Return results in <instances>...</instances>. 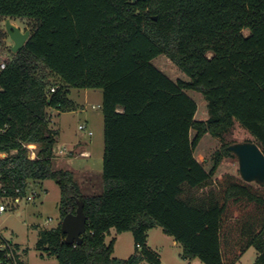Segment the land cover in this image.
Instances as JSON below:
<instances>
[{
  "label": "trees",
  "instance_id": "1",
  "mask_svg": "<svg viewBox=\"0 0 264 264\" xmlns=\"http://www.w3.org/2000/svg\"><path fill=\"white\" fill-rule=\"evenodd\" d=\"M0 18L30 24L0 70V153L15 151L0 160L1 181L9 197L46 180L60 192V223L39 230L37 251L58 264H160L147 248L148 231L159 227L183 260L236 264L253 248L254 264H264V185L214 179L219 163L234 158L228 145L209 171L194 157L203 136L222 138L235 122L264 154V0H0ZM158 56L188 80L158 70ZM71 88L102 92L97 195L82 194L75 175L54 166L58 133L48 110L75 111ZM187 91L205 98L206 120H195ZM26 145L36 146L34 160ZM77 202L86 231L69 245L60 225ZM111 229L132 234L129 258L112 256ZM0 261L10 260L0 252Z\"/></svg>",
  "mask_w": 264,
  "mask_h": 264
},
{
  "label": "rangeland",
  "instance_id": "2",
  "mask_svg": "<svg viewBox=\"0 0 264 264\" xmlns=\"http://www.w3.org/2000/svg\"><path fill=\"white\" fill-rule=\"evenodd\" d=\"M4 21L0 18V31L2 33L0 36V63H7L13 56L10 51L12 43L5 33ZM11 23L21 31L30 28V24L26 20L16 19L11 20ZM152 64L172 80H188L164 56H158L152 61ZM186 94L197 105L195 120H206L208 109L205 98L195 91H187ZM67 97L75 104L76 109L65 115H57L56 112H53L55 122L51 126L57 131L60 127L61 130L58 143L55 144L54 148L56 150L61 145V148H65L66 152L68 149L72 151L74 147L78 148L77 153L82 149L90 151L91 159L88 161L77 156L74 161L75 165L68 163L62 165V168L71 171L75 175L82 194L97 195L102 192L101 172L104 150L103 115L101 111L102 92L100 90L86 91L71 88ZM80 124L86 126V131L78 130ZM87 131H91L92 136H87ZM191 136H193V132ZM242 142L255 143L250 134L238 122H235L229 132L222 138H215L208 134L203 136L195 149L194 157L206 171H209L213 166V155L216 151H220L224 145ZM34 147L36 148L35 145ZM62 157L65 158V156ZM86 162L92 164L93 171L88 172L87 175L77 174L76 170L79 169L76 166L81 168L84 166L82 164ZM54 166L57 168L59 165L55 164ZM223 174L239 176L238 163L235 157H226L219 163L215 170L214 179ZM35 184L32 183L27 192L28 194L34 193V200L21 202L14 207H9L5 213L0 214L2 236L11 241L17 250L15 263L9 262L8 264H17V262L22 264H58L55 257H49L37 251L36 243L39 230L52 229L60 223L58 212L59 187L52 180L40 181L37 185ZM112 235V237L108 235L105 240L108 243L111 239H115L112 256L117 259L129 258L135 249L132 234L130 232L117 234L114 231ZM147 235V248L158 255L160 264H202L198 260L193 262L183 260L181 258V246L175 243L159 227L149 230ZM255 259L256 251L250 248L236 264H254ZM139 264L150 263L142 261Z\"/></svg>",
  "mask_w": 264,
  "mask_h": 264
},
{
  "label": "water",
  "instance_id": "3",
  "mask_svg": "<svg viewBox=\"0 0 264 264\" xmlns=\"http://www.w3.org/2000/svg\"><path fill=\"white\" fill-rule=\"evenodd\" d=\"M135 1L137 0H131V2ZM4 30L12 43L10 51L16 55L27 42L30 32L28 30L21 31L11 23L10 19L4 21ZM226 149L236 158L239 177L244 182L264 185V154L256 143H234L228 145ZM60 230L65 235L67 244L80 245L82 243V235L86 231V216L82 202H77L74 214H68L62 219Z\"/></svg>",
  "mask_w": 264,
  "mask_h": 264
},
{
  "label": "built area",
  "instance_id": "4",
  "mask_svg": "<svg viewBox=\"0 0 264 264\" xmlns=\"http://www.w3.org/2000/svg\"><path fill=\"white\" fill-rule=\"evenodd\" d=\"M6 63L2 62L0 63V70L5 68ZM51 92H53L54 90L51 89ZM78 130L79 131H86V126L84 124H80L78 125ZM1 132V131H0ZM87 136H92V132L91 131H87ZM26 149H28V158L30 160H34L36 157V148L34 147V145H26L24 146ZM15 153V151H11L9 154L6 153H0V160L6 158L8 155H13ZM1 166H0V214L5 213L9 207H14L18 204H20L21 202H28V201H32L35 198L34 193L28 194L26 193V195L24 196H15V197H9L6 194V190L3 186V183L1 181L2 179V175H1ZM15 193H19V190L16 189ZM0 252L4 253V257H6L8 260H10L9 262H13L15 263L16 260V248L15 246L12 244L11 241L6 240L3 236H2V232L0 230ZM7 263H3L1 262V264H8Z\"/></svg>",
  "mask_w": 264,
  "mask_h": 264
},
{
  "label": "crops",
  "instance_id": "5",
  "mask_svg": "<svg viewBox=\"0 0 264 264\" xmlns=\"http://www.w3.org/2000/svg\"><path fill=\"white\" fill-rule=\"evenodd\" d=\"M86 91H89V90H86ZM52 112V113H51ZM53 112H56L57 115L61 114V115H65V114H70L71 112H65V113H61V112H58L56 110H50L48 113H49V117H50V123H49V127L55 131H57V129H54L51 124H53L55 121H54V116L52 115ZM56 118H59V117H56ZM57 120V119H56ZM60 127H59V131H57V137H56V144L58 143V137L60 135ZM63 147V146H62ZM78 148L77 147H74L71 150H65V148H61V145L58 146V148H54L53 150V153H54V163L59 165L58 168H62L63 166L62 165H67L68 163H72V165H75L74 164V161L76 160L77 156L78 157H82L84 159H86V161H88L89 159H91V154H90V151L87 150V149H82L80 150L78 153ZM62 156H65V158H63ZM77 164V163H76ZM84 165V166H83ZM69 166V165H68ZM83 167H79V166H76L79 170H76V172H78L77 174H88V172H92V164H90L89 162H86L85 164H82ZM65 169V168H64ZM38 183V182H37ZM37 183L35 185H37ZM113 232L114 230L111 229L110 230V233L109 235L112 237L113 235ZM17 252V250H16ZM194 261V260H193ZM193 261H190V262H193Z\"/></svg>",
  "mask_w": 264,
  "mask_h": 264
}]
</instances>
